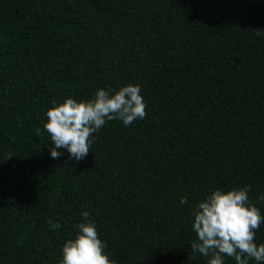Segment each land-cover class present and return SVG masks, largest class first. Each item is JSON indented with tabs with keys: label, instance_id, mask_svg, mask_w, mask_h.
Returning a JSON list of instances; mask_svg holds the SVG:
<instances>
[{
	"label": "trees",
	"instance_id": "trees-1",
	"mask_svg": "<svg viewBox=\"0 0 264 264\" xmlns=\"http://www.w3.org/2000/svg\"><path fill=\"white\" fill-rule=\"evenodd\" d=\"M129 84L143 119L51 158L52 101ZM243 186L264 216V0H0V264H60L85 211L113 264H207L192 209Z\"/></svg>",
	"mask_w": 264,
	"mask_h": 264
},
{
	"label": "clouds",
	"instance_id": "clouds-1",
	"mask_svg": "<svg viewBox=\"0 0 264 264\" xmlns=\"http://www.w3.org/2000/svg\"><path fill=\"white\" fill-rule=\"evenodd\" d=\"M257 29V35H260ZM139 85H126L119 90L98 88L92 98L77 101L66 98L46 112L47 121L43 125L53 147L49 149L53 159L60 158L64 149L69 159L79 162L90 151V137L108 121L121 120L124 126H131L145 117V102ZM36 135H42L40 129ZM8 155L5 160L11 158ZM248 186L223 191L213 190L192 209V230L197 239L191 243L193 260L196 254L207 259V264H224V257L234 259L235 264H264V244L257 245L256 231L264 224L260 209L249 201ZM264 200V196L258 197ZM181 204H187L181 198ZM85 222L77 225L79 231L73 239L62 246L60 264H113L105 253L107 245L98 237L96 225L90 220L89 212H83ZM48 225L55 231L59 223L49 220Z\"/></svg>",
	"mask_w": 264,
	"mask_h": 264
}]
</instances>
